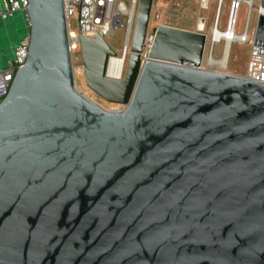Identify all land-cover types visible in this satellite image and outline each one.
<instances>
[{"label": "water", "instance_id": "obj_1", "mask_svg": "<svg viewBox=\"0 0 264 264\" xmlns=\"http://www.w3.org/2000/svg\"><path fill=\"white\" fill-rule=\"evenodd\" d=\"M153 1L123 80L81 37L87 86L126 105L110 111L76 88L63 0H29L0 103V264H264V82L202 69L206 35L165 25L141 67Z\"/></svg>", "mask_w": 264, "mask_h": 264}, {"label": "built area", "instance_id": "obj_2", "mask_svg": "<svg viewBox=\"0 0 264 264\" xmlns=\"http://www.w3.org/2000/svg\"><path fill=\"white\" fill-rule=\"evenodd\" d=\"M164 1L166 4L164 9H161L153 1L149 27L141 53V67L149 60L158 28L161 25H165L204 33L207 39L205 53L209 48L211 56L216 44L219 43L226 44V42L230 41L232 44H249L251 51L247 70L242 77L264 82V46L255 43L256 31L250 32L251 22L249 21V18L252 17L253 9L258 8L259 11L262 10L260 7L262 0H259L258 7L256 6V0H229V13L225 29L220 28L221 19L225 13V0L217 1L216 11L212 24L209 27L207 26V19L202 15V12L209 7L210 0ZM63 4L68 26L72 63L75 59H81L82 69V36L93 38L100 36L106 40L116 29L125 28L121 54L115 53L114 55H110L106 68L107 77L123 80L131 53L140 0H63ZM243 5L247 8V20L242 31L237 32L238 14ZM28 7L29 0H0V20L3 22L12 21V19L16 18L15 15L20 13V19L23 18L26 22L28 30V33L14 49L13 59L6 66L0 67V103L9 95L18 70L26 63L29 56L32 21ZM74 17H77V30L69 28L70 21ZM190 21H194V23ZM111 49L114 50L112 47ZM77 50H79V55L75 53ZM114 59L116 60L113 62Z\"/></svg>", "mask_w": 264, "mask_h": 264}, {"label": "rangeland", "instance_id": "obj_3", "mask_svg": "<svg viewBox=\"0 0 264 264\" xmlns=\"http://www.w3.org/2000/svg\"><path fill=\"white\" fill-rule=\"evenodd\" d=\"M217 1L218 0H210L209 7L204 9L202 12V15L207 19L208 27L212 24V20L217 7ZM228 1L229 0H225V7H224L225 13L222 16L220 23L221 29H225L226 27V22L229 13ZM258 2L259 0H256L257 7H258L257 5ZM154 3L158 4L161 7V9H164L166 7L164 0H154ZM259 14L260 11L258 8L253 9L250 32L254 30L256 31L257 19ZM15 16H16L15 19L19 20L21 15L20 13H17ZM15 19H12V21H14ZM246 20H247V8L243 5L238 14V25L236 28L237 32L242 31ZM8 22H11V20H9ZM190 22L194 23V21H190ZM69 28L71 30L78 29L77 17H74L70 21ZM27 33L28 30L26 28V22L23 20V18L20 19L17 30L11 27L10 25L8 31L3 29L0 31V57H1L0 67L6 66L7 63L13 59L14 49L19 44L20 40ZM124 36H125V28H118L113 32L112 35L106 38L107 42L111 45L115 53H117L118 55L121 54V48L123 45ZM225 49H226L225 43L216 44L212 58L219 61L222 60L224 57ZM250 51H251V46L249 44L233 43L232 45H230V52L228 56L229 61L227 60L226 67L225 69H223L221 67L212 65L209 57L211 56V52L210 49L208 48V50L205 53L201 68L209 71H215V72L226 73L237 76H244L247 70ZM75 53L79 55V50L75 51ZM81 64H82L81 59H75L73 62V68L76 79V88L79 92H81L92 102L98 104L100 107H102L105 110L120 111L126 108V105L108 102L104 98L96 94L94 91H92L86 84L84 69L81 68Z\"/></svg>", "mask_w": 264, "mask_h": 264}, {"label": "bare ground", "instance_id": "obj_4", "mask_svg": "<svg viewBox=\"0 0 264 264\" xmlns=\"http://www.w3.org/2000/svg\"><path fill=\"white\" fill-rule=\"evenodd\" d=\"M260 14L264 15V9L260 10ZM253 15V14H252ZM252 20V17L249 18V21L251 22ZM222 34V32H220ZM226 49H225V52H224V57L222 60H216L212 56H209L210 57V61L212 63V65L214 66H217V67H221L223 69H225L226 67V63H227V60H228V56H229V52H230V45H232V43L230 41L226 42ZM230 58V57H229ZM116 59L113 60V62L115 61ZM229 61V60H228ZM113 65V64H112ZM114 79V78H113Z\"/></svg>", "mask_w": 264, "mask_h": 264}, {"label": "crops", "instance_id": "obj_5", "mask_svg": "<svg viewBox=\"0 0 264 264\" xmlns=\"http://www.w3.org/2000/svg\"><path fill=\"white\" fill-rule=\"evenodd\" d=\"M19 22H20V19L19 20L15 19L14 21H11V22H8V21L7 22H3V21L0 20V31L2 29L8 31L10 25H11V27H13V28H15L17 30ZM0 59H1V57H0Z\"/></svg>", "mask_w": 264, "mask_h": 264}]
</instances>
